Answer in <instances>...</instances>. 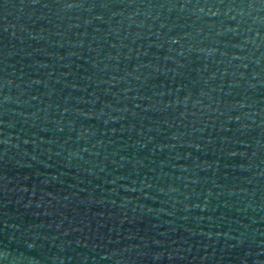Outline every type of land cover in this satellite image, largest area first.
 I'll list each match as a JSON object with an SVG mask.
<instances>
[{"label": "water", "instance_id": "1", "mask_svg": "<svg viewBox=\"0 0 264 264\" xmlns=\"http://www.w3.org/2000/svg\"><path fill=\"white\" fill-rule=\"evenodd\" d=\"M0 264H264V0H0Z\"/></svg>", "mask_w": 264, "mask_h": 264}]
</instances>
